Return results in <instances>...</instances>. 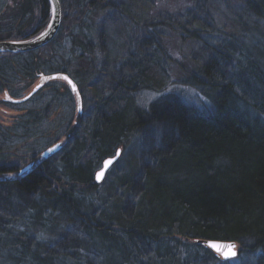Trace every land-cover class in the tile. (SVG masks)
<instances>
[{
  "label": "trees",
  "instance_id": "16d2710c",
  "mask_svg": "<svg viewBox=\"0 0 264 264\" xmlns=\"http://www.w3.org/2000/svg\"><path fill=\"white\" fill-rule=\"evenodd\" d=\"M60 1L62 27L49 44L0 53L9 66L0 68V107L12 103L5 95L20 98L48 71L55 44L67 38L79 46L76 31L94 27L95 15L120 22L126 32L139 30L138 38L128 40L116 74L108 60L76 71L81 113L62 79L21 103L38 99L36 106L12 104L10 121L0 113V170L16 154L33 163L20 181L0 182V264H194L180 256L191 250L205 251L203 261L194 259L198 264H229L200 240L236 242L241 255L264 264V38L254 34L257 52L245 38L264 19V0H239L234 22L244 31L212 33L224 36L217 45L202 42L213 0H193L184 15L155 14L154 0ZM51 17L50 0H5L0 41L34 38ZM163 30L182 41L201 40L204 53L181 66L179 83L201 91L207 104L188 105L174 94L149 109L133 102L136 88L165 92L171 82L166 65L178 62ZM16 56L24 58L11 71ZM63 69L70 72L63 62L50 73ZM104 83L107 96L98 90ZM83 84H91L93 103ZM132 137L141 138L133 171L121 170L115 201L93 210L86 196L97 187L95 171L119 149L127 156ZM57 143L59 154L42 160Z\"/></svg>",
  "mask_w": 264,
  "mask_h": 264
},
{
  "label": "rangeland",
  "instance_id": "374dc122",
  "mask_svg": "<svg viewBox=\"0 0 264 264\" xmlns=\"http://www.w3.org/2000/svg\"><path fill=\"white\" fill-rule=\"evenodd\" d=\"M4 1L5 0H0V4H2V2ZM192 1L193 0H154L152 2H154V5L156 7L155 14L160 15V12H163V10L165 9L171 14H177V15L183 14L184 15L186 13V11L184 10L192 6L191 5ZM144 5L147 6L146 3H144ZM237 7H239V0H213L212 14L214 15L211 17V20L209 22L210 23V25L208 26L209 31L203 32L202 39L204 38V40H202V42L204 44L217 45V43L222 42L220 40L224 39V36H219V35L212 34V33H218V34L221 33L225 35L237 29H239L240 31H244L243 28L241 27L239 28V25H237L234 22L236 21L234 12L237 11ZM62 19H63V8H62ZM93 21H94V27L88 28L87 26V28L86 27L84 28L83 26L76 31L77 36H80L78 37V42H80L79 46L74 44L67 38L63 40V43L55 44L56 52L54 54L53 59L49 62L50 64H49L48 71L42 74V75L55 74L53 72L50 73L51 71H53L52 69L58 68L63 62H65V64L67 63L70 72L68 71L65 72L63 69V71L60 72L63 75L61 79L65 80L66 83L70 87L71 85L68 79L71 80L74 83V85L78 87V91L80 95H81V92L78 86V82H77L78 80L75 79V76L77 77V75H75L76 71L81 70L82 72L84 70V67H91L89 66V64H92V68L100 67L102 63L108 60V62L112 64V67H113L111 71L116 74V72H118V69H116V67H120V64H121L120 58L126 53L128 40L137 39L138 38L137 33H139L138 32L139 30L136 32V29H132V31L126 32L127 30L122 26L120 22H115L113 20L106 21V19L105 20L103 19L102 14H100V16L95 15L93 17ZM258 23L259 24H256L253 28H251L250 31L245 36V38L249 40V47H251L252 45L253 46L255 45L254 42H255L256 35L262 36L264 38V33L263 34L253 33V32H258V28H261V30L264 29V19L259 20ZM61 27H62V23H61L60 29ZM163 33L166 36V37L164 36L166 47L169 49V51L172 52V54L174 55L175 59L178 62V65L175 63L166 65L168 72L171 73L170 75L172 76L171 82L169 83L168 88L165 92H158V91L151 90V89L136 88L132 92L133 102L143 109H149L153 103L162 99L163 96L167 94H174L182 102L184 101L188 105H192V106L194 105V106L201 107L207 104L208 97L204 95L201 91L194 88L193 86L184 85V84L179 83V81L182 80L183 78L182 77L183 68L181 66L187 65L191 61L193 64V61H195V59L198 57V54L202 55L204 53L203 52L204 47L200 43L201 40L199 41V40H194V39H188V40L182 41L178 36L173 38L171 36L172 33L171 34L169 32L166 33L165 30H163ZM250 38L252 41H250ZM104 42H105V47L103 48L101 45H104L103 44ZM84 44L90 46L93 49L92 57L85 55ZM253 46L249 50L257 52L255 49H253ZM23 58L24 57L22 56H16L15 61H14V58H12V60L10 61L9 70H11L12 68L15 69V67L17 68V66L21 65ZM1 67L8 68L9 66L7 65L6 62L2 63V61H0V68ZM64 77H67V79H64ZM50 81L46 82L44 86L48 84ZM41 82L42 80L40 76V78L31 88L22 91L20 94V98L15 97V99L25 98L27 95L31 93V91H33L38 85H40ZM86 85L83 84L85 94L89 101L93 98V92H92V88L89 87L91 84L87 86ZM44 86L41 89H43ZM102 86H103V89L101 88V86L98 87V90L101 91V94H103L104 96L109 95V90H107L106 83L102 84ZM71 90H72V87H71ZM75 96H76V105L79 106L78 96L76 94ZM10 98L11 97H7V102H10ZM37 100L38 99L31 101L27 104H24V105L21 104V105L25 109H29L32 106L34 107L37 105L38 103ZM90 103H93V102H90ZM12 104L17 105L16 103H11L8 106L0 107V113L2 114L3 121H6V122L10 121L9 117L13 115L14 110H17L12 107ZM128 123L131 124L130 122ZM138 140L140 141L141 138L139 137L129 138V140H127L126 142V144L128 145V152H127L128 155L125 156L126 155L125 148H123L121 150L122 153H121V156L119 157V160L108 171L104 181L99 184L95 180L97 187H95V190L93 192H90V194L86 196V199H87L86 203L88 205L94 202L95 206L93 207V210H99L100 206L106 205V203L109 201V198H112L115 201V196L113 195L114 192H112V189H115L114 186L116 184V179H117L116 177L121 173V170L122 172H128L130 170L133 171V169H130V168L134 164H136L137 160L139 159V154L141 152L139 153L140 149L137 145V143L139 142ZM63 142L65 143L67 141L63 140ZM115 155L116 154H114L113 156ZM113 156H110V157H113ZM10 162L11 164L19 167V169H24L25 167L31 164L32 160L23 159V157L20 156V154H16L13 156V159H11ZM36 162H39V161H36ZM100 168H97V170L95 171V175ZM116 189H119V188L116 187ZM42 238L44 240H47L48 236L45 234V236L43 235ZM59 238L60 237L56 239V242L59 240ZM54 241L55 240H53L51 243H54ZM239 249L240 248L237 246V251H239V253L236 257H232L228 260H225L219 256V260L228 261L229 264H256L255 257L253 256L248 257L246 255H241ZM203 253L199 254L197 253V251L191 250L190 253H186V255L181 254L180 256L181 257L186 256L189 261L190 259H192L191 262H193L194 264H198L200 262H194V259L203 261L205 258ZM211 264H218V263H211Z\"/></svg>",
  "mask_w": 264,
  "mask_h": 264
},
{
  "label": "water",
  "instance_id": "95a60500",
  "mask_svg": "<svg viewBox=\"0 0 264 264\" xmlns=\"http://www.w3.org/2000/svg\"><path fill=\"white\" fill-rule=\"evenodd\" d=\"M50 3L52 5V18L49 23V25L46 27V29L39 34L38 36L27 39V40H12V41H0V53H12V54H19V53H26L34 50H38L47 44H49L58 34L60 31V26L62 23V4L60 0H50ZM63 77L62 74H52V75H41V80L42 82L40 85H38L29 95H27L25 98L22 99H11L10 102L16 103V104H21L29 100L33 95H35L43 86L46 82L54 79H61ZM68 81H71L68 79ZM72 90L74 94L78 96L79 100V112H82V97L78 91V87L74 85V83L71 81L70 83ZM51 149V151H50ZM63 149V145L60 143H57L55 145H52L45 149L42 154L41 158L43 160H48L51 157L57 155L61 150ZM121 149L118 150L115 156L113 157H108L106 158L103 163L101 168L97 171L95 175V180L97 183H101L104 181L106 174L108 171L113 167V165L119 160V157L121 156ZM110 162V163H109ZM33 167V163L25 167L22 171L21 174H28L30 170ZM100 173H103V175H100ZM200 243H203L207 245L210 249H212L216 254L221 255L223 258L224 256L217 252L215 249L210 247L211 244H218V245H235V252L236 257L238 255L237 251V243L236 242H227V241H215V240H200ZM225 253L229 251V249L225 248L223 249ZM232 258V257H231ZM225 260H228L230 258H224Z\"/></svg>",
  "mask_w": 264,
  "mask_h": 264
},
{
  "label": "flooded vegetation",
  "instance_id": "af4514ba",
  "mask_svg": "<svg viewBox=\"0 0 264 264\" xmlns=\"http://www.w3.org/2000/svg\"><path fill=\"white\" fill-rule=\"evenodd\" d=\"M8 95H5V100L7 101ZM23 169H19L16 165L9 164L6 167H2L0 170V182H13L16 183L20 181L21 177L26 176L28 174H21ZM31 171V170H30Z\"/></svg>",
  "mask_w": 264,
  "mask_h": 264
},
{
  "label": "snow or ice",
  "instance_id": "6c2138e0",
  "mask_svg": "<svg viewBox=\"0 0 264 264\" xmlns=\"http://www.w3.org/2000/svg\"><path fill=\"white\" fill-rule=\"evenodd\" d=\"M64 79H67V77H64ZM69 83H71V81H69ZM51 151V149H50ZM110 163V162H109ZM100 175H103V173H100ZM210 247H212L213 249H215L217 252L221 253L224 258H231L234 257L236 255L235 252V245H218V244H211ZM229 249V251L227 253H225L223 251V249Z\"/></svg>",
  "mask_w": 264,
  "mask_h": 264
}]
</instances>
